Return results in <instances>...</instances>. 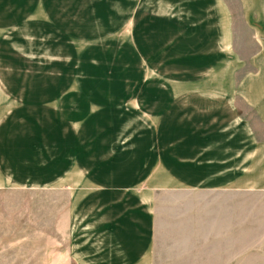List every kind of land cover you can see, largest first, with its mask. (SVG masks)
I'll list each match as a JSON object with an SVG mask.
<instances>
[{
  "label": "crops",
  "instance_id": "obj_1",
  "mask_svg": "<svg viewBox=\"0 0 264 264\" xmlns=\"http://www.w3.org/2000/svg\"><path fill=\"white\" fill-rule=\"evenodd\" d=\"M148 1L146 13L163 18L143 21L140 55L162 57L170 40L173 67L203 76L170 95L154 84V141L139 129L98 148L82 125L68 129L65 101L44 106L30 96L34 85L24 96L0 90V159L22 153L5 179L46 188L28 179L35 148H47L29 143L27 129L42 127L37 115L62 113L48 155L67 196L59 264H264V0ZM1 75L19 89L13 67L0 65ZM163 199L169 207H158Z\"/></svg>",
  "mask_w": 264,
  "mask_h": 264
},
{
  "label": "rangeland",
  "instance_id": "obj_2",
  "mask_svg": "<svg viewBox=\"0 0 264 264\" xmlns=\"http://www.w3.org/2000/svg\"><path fill=\"white\" fill-rule=\"evenodd\" d=\"M148 3V0H0V65L13 67L14 78L22 80L19 89L13 91L4 73L0 76L1 94L24 96L25 86L34 85L29 89L30 96L44 102V106L59 107L56 102L65 101L69 104L68 129H80L82 125L83 138H93L98 148L128 143L131 133L139 129L149 131L154 141L158 127L153 104L148 99L154 93V84L165 86H156L159 94L170 95L173 84L203 76L202 72L187 71L188 67H173L176 56L170 54V40L165 41L162 57H154L155 50L151 48L140 55L143 38L148 42L143 21L151 19L154 23L163 18L146 13L151 9L145 8ZM47 97L50 100L46 101ZM76 103L81 107L77 106V115L81 112L78 118L74 114ZM52 116L37 115L35 120L42 127L27 129L32 132L27 137L32 138L29 143L45 145L49 152L35 148L32 153L35 161L26 167L28 179L35 178L31 179L33 183L42 181L37 186L46 188L31 189L21 186L23 179L17 183L5 179V166L10 165L12 171L18 168L14 163L19 166L21 163L15 159L22 153H2L0 264H59L57 240L64 229L62 218L67 196L59 193L58 184L53 183L58 176V163L48 160L49 145L58 139L57 126L63 114L57 112L54 120ZM29 160L27 157L26 162ZM17 175L14 174L16 179ZM165 202L159 200L158 207H169Z\"/></svg>",
  "mask_w": 264,
  "mask_h": 264
}]
</instances>
